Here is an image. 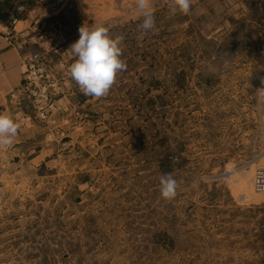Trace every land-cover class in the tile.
<instances>
[{
	"label": "rangeland",
	"instance_id": "obj_1",
	"mask_svg": "<svg viewBox=\"0 0 264 264\" xmlns=\"http://www.w3.org/2000/svg\"><path fill=\"white\" fill-rule=\"evenodd\" d=\"M135 2L0 0L66 40L39 65L47 118L30 93L7 98L36 132L0 149V264H264L263 1L193 0L184 16L153 0L143 39ZM85 23L123 37L127 70L99 99L69 72Z\"/></svg>",
	"mask_w": 264,
	"mask_h": 264
},
{
	"label": "clouds",
	"instance_id": "obj_2",
	"mask_svg": "<svg viewBox=\"0 0 264 264\" xmlns=\"http://www.w3.org/2000/svg\"><path fill=\"white\" fill-rule=\"evenodd\" d=\"M136 10L141 22L137 25L138 39L155 31L153 0H136ZM193 0H168L172 14L190 15ZM79 38L68 51L75 57L69 68L71 79L85 96L106 97L116 82L117 75L127 70V62L122 59L123 37L110 35L106 26L83 24L79 27ZM257 102L264 104V79L256 89ZM19 122L10 115L0 114V149L11 147L20 131ZM160 194L171 201L178 194V182L171 173L160 176Z\"/></svg>",
	"mask_w": 264,
	"mask_h": 264
},
{
	"label": "built area",
	"instance_id": "obj_3",
	"mask_svg": "<svg viewBox=\"0 0 264 264\" xmlns=\"http://www.w3.org/2000/svg\"><path fill=\"white\" fill-rule=\"evenodd\" d=\"M56 1L58 4H62L65 0ZM262 1L264 5V0ZM41 9L44 10L43 7ZM26 11V8L18 7L7 14L5 21L0 19V37L11 48L19 52L21 67L25 69L22 72L21 83L8 94V98L13 102L19 101L21 104V97L30 93L28 100L36 104L42 118H47L53 107L49 104L48 96L45 95L44 77L39 65L44 64L47 56L55 54L58 46L65 43L66 40L63 39L61 42V40L56 39V35L51 30L40 29L31 19L24 21L23 17ZM37 17L40 20H48L51 15L44 13L43 17L40 15ZM22 24L26 26H21ZM31 47L37 48L38 52H32ZM259 173L255 182L257 188L263 189L264 173Z\"/></svg>",
	"mask_w": 264,
	"mask_h": 264
},
{
	"label": "crops",
	"instance_id": "obj_4",
	"mask_svg": "<svg viewBox=\"0 0 264 264\" xmlns=\"http://www.w3.org/2000/svg\"><path fill=\"white\" fill-rule=\"evenodd\" d=\"M0 16L5 19V11L1 10ZM21 79L20 54L0 37V114L10 115L6 108L8 94L21 83ZM32 133L20 130L15 140L21 142L22 139H29Z\"/></svg>",
	"mask_w": 264,
	"mask_h": 264
},
{
	"label": "trees",
	"instance_id": "obj_5",
	"mask_svg": "<svg viewBox=\"0 0 264 264\" xmlns=\"http://www.w3.org/2000/svg\"><path fill=\"white\" fill-rule=\"evenodd\" d=\"M0 19H1V20H6V17H5V19H3V18L0 16Z\"/></svg>",
	"mask_w": 264,
	"mask_h": 264
}]
</instances>
